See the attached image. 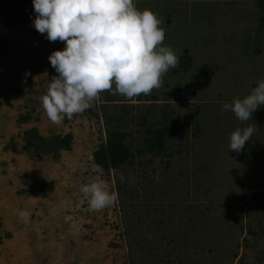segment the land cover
Wrapping results in <instances>:
<instances>
[{
    "label": "rangeland",
    "instance_id": "obj_1",
    "mask_svg": "<svg viewBox=\"0 0 264 264\" xmlns=\"http://www.w3.org/2000/svg\"><path fill=\"white\" fill-rule=\"evenodd\" d=\"M134 4L157 14L178 65L150 95L104 91L54 124L39 98L65 45L35 30L32 0H0V264H264V106L247 122L222 109L264 80V0ZM7 9L22 19L7 22ZM172 121L180 135L145 149ZM251 124V140L229 151ZM108 131L135 156L118 170L98 156L110 155ZM97 165L117 194L101 211L80 192Z\"/></svg>",
    "mask_w": 264,
    "mask_h": 264
},
{
    "label": "clouds",
    "instance_id": "obj_2",
    "mask_svg": "<svg viewBox=\"0 0 264 264\" xmlns=\"http://www.w3.org/2000/svg\"><path fill=\"white\" fill-rule=\"evenodd\" d=\"M32 4L35 30L46 34L50 42L65 45L48 58L58 75L39 98L54 124L85 112L104 91L126 98L150 95L179 63L174 50L163 45L162 21L149 9L138 10L134 0H32ZM261 106L264 80L249 95L234 98L222 109L247 122ZM256 130L254 124L237 128L229 137V151L239 153ZM95 170L99 175L83 184L80 192L91 210L101 211L117 200V194L100 178L103 169L97 165ZM17 214L25 223L29 221V211L17 210Z\"/></svg>",
    "mask_w": 264,
    "mask_h": 264
},
{
    "label": "trees",
    "instance_id": "obj_3",
    "mask_svg": "<svg viewBox=\"0 0 264 264\" xmlns=\"http://www.w3.org/2000/svg\"><path fill=\"white\" fill-rule=\"evenodd\" d=\"M20 1L24 3L26 0H20ZM22 12H23L22 9H19L17 12H12V10L10 11V9H7V11L5 10L2 14L6 18L7 22H14V24H16L18 22V19L20 18L22 19ZM6 25L8 26V24ZM177 131L178 129L175 127L173 121L169 125H165L164 127H162V129H160L158 132L150 131L151 135L149 137L144 138L145 143L143 144L144 145L146 144L145 149L148 148V151L152 154L160 153L162 151V147H163L162 145L164 143L162 142L161 138L164 139L166 137H170L173 133H175L176 135H180L177 133ZM108 135H110V137L105 147L106 149L107 147H109L107 150L109 151L110 155L107 154L109 157H105L106 154L103 151H101L100 153H98V156L103 157V160L105 161L104 162L105 167L107 168L110 167L115 170H118L120 162H122L124 158H126V156H129V159L130 158L133 159L135 156L132 154L130 155L126 147L120 146L121 144L119 140L118 142L116 139L114 140V138H112L113 136L110 134L109 131H108ZM138 152L142 153L143 149L142 148L138 149ZM108 161H110L109 164Z\"/></svg>",
    "mask_w": 264,
    "mask_h": 264
}]
</instances>
